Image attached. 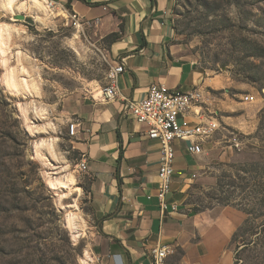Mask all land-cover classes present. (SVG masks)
Listing matches in <instances>:
<instances>
[{"label": "rangeland", "instance_id": "rangeland-1", "mask_svg": "<svg viewBox=\"0 0 264 264\" xmlns=\"http://www.w3.org/2000/svg\"><path fill=\"white\" fill-rule=\"evenodd\" d=\"M171 23L178 55L229 82L226 95L209 103L218 128L185 201L190 210L223 206L224 184L257 158L252 147H264V130L256 134L264 109V0H174ZM0 25V264H107L111 251L97 231L90 178L77 166L81 157L67 134L73 120L66 123L64 110L69 97L105 85L109 44L71 13L11 14L0 6ZM8 71L36 90L12 92ZM69 176L74 183L63 185ZM237 241L236 264H264L261 246L242 252Z\"/></svg>", "mask_w": 264, "mask_h": 264}, {"label": "crops", "instance_id": "crops-1", "mask_svg": "<svg viewBox=\"0 0 264 264\" xmlns=\"http://www.w3.org/2000/svg\"><path fill=\"white\" fill-rule=\"evenodd\" d=\"M52 1L54 11L90 23L101 38L119 33L107 53L124 67L118 87L128 101L143 100L151 84L185 92L199 88L208 105L218 100V93L226 95L225 77L210 76L178 55L172 44L174 0ZM103 86L69 97L64 120L78 124L71 142L86 161L97 231L111 251L107 264H152L149 251L156 246L172 250L166 264H234L231 239L245 215L230 206L193 212L185 202L207 167L210 138L201 144L199 155L189 154L184 142H174L169 206L161 213L156 198L160 146L122 113V100L99 101Z\"/></svg>", "mask_w": 264, "mask_h": 264}, {"label": "built area", "instance_id": "built-area-1", "mask_svg": "<svg viewBox=\"0 0 264 264\" xmlns=\"http://www.w3.org/2000/svg\"><path fill=\"white\" fill-rule=\"evenodd\" d=\"M54 5L50 0L49 7L53 8ZM123 73V65L113 62L106 73V84L100 89L99 101L107 103L122 100V113L144 127L147 137L159 144L156 198L163 213L169 206L166 197L174 174V142H184L189 154L199 155L203 151L201 144L213 136L218 123L215 118L207 115L210 112L208 96L199 88L185 92L169 89L164 84H151L143 100L128 101L121 95L118 87L119 77ZM245 99L252 101L253 97L246 96ZM77 130L78 124L70 121L67 126L68 137L74 138ZM77 166L86 173L87 166L83 158ZM170 208L172 211L176 210L175 205H170ZM171 253L169 247L156 246L150 249L149 256L152 264H166V258Z\"/></svg>", "mask_w": 264, "mask_h": 264}, {"label": "trees", "instance_id": "trees-1", "mask_svg": "<svg viewBox=\"0 0 264 264\" xmlns=\"http://www.w3.org/2000/svg\"><path fill=\"white\" fill-rule=\"evenodd\" d=\"M67 8H69V4H67ZM118 34V32L111 33L105 37V40L110 44L119 38ZM262 130H264V109L260 111L259 127L256 134L258 135ZM251 150L254 151L257 158L250 159L236 168L233 179L230 177V180L224 184L227 188L226 197H222L218 203L223 206L235 207L245 215L244 221L232 236L231 244L238 243L237 240L240 239L243 246L240 249L242 252L250 246H261L263 250L261 260L264 261V147L254 146ZM120 155L119 149V157ZM220 184L219 187L222 188ZM240 196L241 198H239ZM231 198L237 199V202L234 201L232 204ZM205 209H209V207L201 208L196 205L191 211L200 212ZM246 236L250 237V240L244 239ZM235 260L234 257V264H236Z\"/></svg>", "mask_w": 264, "mask_h": 264}, {"label": "bare ground", "instance_id": "bare-ground-1", "mask_svg": "<svg viewBox=\"0 0 264 264\" xmlns=\"http://www.w3.org/2000/svg\"><path fill=\"white\" fill-rule=\"evenodd\" d=\"M0 6L3 10L10 12L11 14H14L16 11H26V12H32L34 9L37 11H40L44 14V17H47L49 15H54V10L50 8V0H29L28 2H20V0H1ZM62 13L56 12V16L61 15ZM35 21L37 22L39 17H34ZM6 26L0 25V52L1 54L5 53V46H4V33ZM24 71V68H22ZM5 81L8 86V88L14 92V93H20L21 90H28L30 91V88L33 90H36V84L31 83V85L28 83L26 79H22L20 81L16 80L15 76L11 72H7L5 75ZM41 113L40 115H42ZM74 183V180L72 176H69L65 182H63V185H71ZM61 184V183H58ZM50 186L54 187L56 186V183L54 181L50 182ZM70 226V222H68Z\"/></svg>", "mask_w": 264, "mask_h": 264}, {"label": "water", "instance_id": "water-1", "mask_svg": "<svg viewBox=\"0 0 264 264\" xmlns=\"http://www.w3.org/2000/svg\"><path fill=\"white\" fill-rule=\"evenodd\" d=\"M30 23H33V21L30 20Z\"/></svg>", "mask_w": 264, "mask_h": 264}]
</instances>
